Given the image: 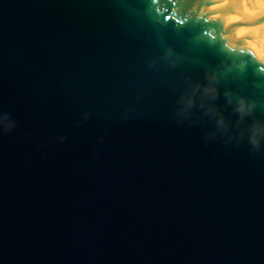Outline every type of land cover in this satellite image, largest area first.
I'll return each instance as SVG.
<instances>
[{"label":"water","instance_id":"95a60500","mask_svg":"<svg viewBox=\"0 0 264 264\" xmlns=\"http://www.w3.org/2000/svg\"><path fill=\"white\" fill-rule=\"evenodd\" d=\"M235 1L0 0V264H264Z\"/></svg>","mask_w":264,"mask_h":264},{"label":"bare ground","instance_id":"6f19581e","mask_svg":"<svg viewBox=\"0 0 264 264\" xmlns=\"http://www.w3.org/2000/svg\"><path fill=\"white\" fill-rule=\"evenodd\" d=\"M237 5L233 8V14L229 15L234 21H240V23H247L253 21V19L264 13V0H236ZM222 2L220 7L225 4ZM244 31V27H241ZM248 40L252 47L264 55V21L256 28L250 29Z\"/></svg>","mask_w":264,"mask_h":264}]
</instances>
